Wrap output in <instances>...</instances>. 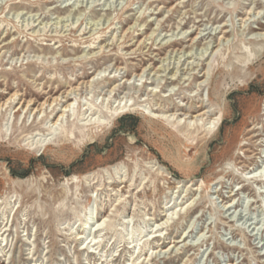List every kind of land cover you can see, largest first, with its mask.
<instances>
[{
  "label": "rangeland",
  "instance_id": "obj_1",
  "mask_svg": "<svg viewBox=\"0 0 264 264\" xmlns=\"http://www.w3.org/2000/svg\"><path fill=\"white\" fill-rule=\"evenodd\" d=\"M82 79L0 110V264H264V0H0V102Z\"/></svg>",
  "mask_w": 264,
  "mask_h": 264
},
{
  "label": "bare ground",
  "instance_id": "obj_2",
  "mask_svg": "<svg viewBox=\"0 0 264 264\" xmlns=\"http://www.w3.org/2000/svg\"><path fill=\"white\" fill-rule=\"evenodd\" d=\"M226 29H224V31H220V33L222 32V36H225V33H226ZM197 37V36H196ZM195 39V37L191 38L190 40L193 41ZM260 39V38H258ZM262 40V39H261ZM102 46H99V48H101ZM249 56L248 57V60H251V57H253V53L251 52V50H249ZM202 56V55H201ZM163 61V60H162ZM144 70V69H143ZM204 74V73H203ZM164 75V74H163ZM166 75V74H165ZM138 76V75H137ZM172 76V75H171ZM85 76H82V78H84ZM94 77V76H93ZM92 77V78H93ZM173 77V76H172ZM169 79V77H168ZM172 79V78H171ZM97 80V79H96ZM174 80V79H173ZM172 81V80H171ZM90 81L87 80V81H84L82 79V81H80L77 85H72V83H69L68 86H62L64 87L61 91H59V87H58V94H56V91L54 92L55 94L53 95H49L50 93V90L48 92H46L47 96L46 98L36 104L35 101H32V99H29V100H24L22 98H20V96L22 94L18 93L17 91H14L13 93H11L5 100H3L2 102H0V110L2 109V107L6 106V105H10L17 97H18V100L16 101V104H17V108L19 109H30V111H33L34 113H41L42 111H44L45 109H50L51 108V111L49 114H54V117L52 118L51 120V123L52 125H56V126H59V130H60V136L58 137V142H61V141H64V140H69L70 138L67 137V135H62V119L64 117V115H68L69 111H71V109H73V106H74V102L72 101V97H71V94L75 91H77L78 89V86L83 84V83H89ZM203 84V83H202ZM201 84V85H202ZM115 88V87H114ZM156 92V91H155ZM75 95V94H74ZM126 104L123 105V106H117V108H115V113H119V111H122L123 109H126ZM130 106V105H129ZM82 107V106H81ZM87 108V107H86ZM175 110L176 111H179V110H185V113L184 115H187L189 114V118H191V120H189L188 123H183V124H180L181 121L179 122V120L177 122H173L172 123V126H175V125H178V131L180 132H187V134H193V133H198L195 137L197 139V141L194 143L195 144H198L200 141H203L205 138H206V135L211 131L213 130L217 123L223 118V113L222 111L220 110V117H213L212 118V110L210 109H206V105L203 104V100L200 102V104L194 106V107H189V108H184L182 105H177L175 106ZM83 109V108H81ZM128 110L130 111H137L139 113H141L142 115H144L145 117L147 118H150V119H159V117L163 119V114L162 116L160 114H150V113H146L144 110H141L139 108V106L135 105L134 106H130V107H127ZM157 109V108H156ZM154 109V110H156ZM161 109L163 110V108L161 107ZM153 110V111H154ZM160 111V110H159ZM164 111V110H163ZM162 111V112H163ZM168 111V109L166 110ZM165 112V111H164ZM85 113V112H84ZM115 113H111L110 115H108V121L110 122L111 119H113V116L115 115ZM78 114L81 115L80 111L78 110ZM86 114V113H85ZM183 114V113H182ZM171 115H175V112L174 113H171V114H168V117H170ZM83 116V115H82ZM167 116V115H166ZM165 117V116H164ZM206 117V118H204ZM160 118V119H161ZM198 118V119H197ZM192 119H194V122H192ZM204 119V121H202ZM206 119H209L210 121L208 122H205ZM167 120H169L167 118ZM165 121V120H164ZM201 121V122H199ZM73 123V122H72ZM209 123V124H208ZM101 124H107L106 123H98V122H94V123H87V124H84V125H81L79 126L81 129H85L87 128V131L90 130V133L92 134V138H90V142H93L95 141V138L93 139V133L91 132L92 128L95 127V126H101ZM208 125V126H206ZM170 126V125H169ZM171 129V128H170ZM252 129H255V128H252ZM257 129V128H256ZM172 132L175 133V136L177 135V130H173L172 129ZM256 135V134H255ZM187 136V135H186ZM75 137V135H74ZM188 137V136H187ZM59 145H63V143H60ZM33 148H37V150L39 151L41 148H42V144L38 145V146H35ZM29 149H32L31 147ZM257 168V167H256ZM224 169H226L224 167ZM259 170V169H258ZM257 171V169H256ZM230 172V171H227V173ZM252 174V173H251ZM74 175L67 179L68 181H71V183L74 182ZM252 177V176H251ZM250 177V178H251ZM258 177V176H257ZM257 177H255L253 180H257ZM244 179V178H243ZM245 180V179H244ZM64 186V185H63ZM233 202V201H232ZM192 203V202H191ZM230 204V203H229ZM188 205V204H187ZM171 208V207H170ZM189 208V207H188ZM174 209V208H173ZM172 210V209H171ZM180 211V210H179ZM187 211V210H186ZM170 214V213H169ZM163 217L165 219H161L160 223H158V225H163L164 223H166L168 221V219H171V217L169 218V215L168 217L165 215H163ZM173 218V217H172ZM101 224V223H100ZM165 227V226H164ZM162 230V229H161ZM155 231H158V230H155ZM162 232V231H161ZM154 233V232H153ZM159 233V232H158ZM156 234V233H155ZM157 237H159V235H156ZM82 237V236H81ZM153 237V236H152ZM184 241V240H182ZM172 248V247H171ZM176 249V248H175Z\"/></svg>",
  "mask_w": 264,
  "mask_h": 264
}]
</instances>
